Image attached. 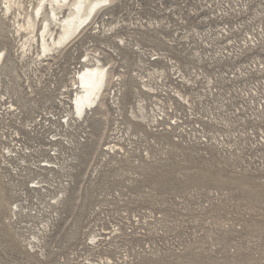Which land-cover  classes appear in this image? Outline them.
I'll list each match as a JSON object with an SVG mask.
<instances>
[{
    "label": "rangeland",
    "instance_id": "obj_1",
    "mask_svg": "<svg viewBox=\"0 0 264 264\" xmlns=\"http://www.w3.org/2000/svg\"><path fill=\"white\" fill-rule=\"evenodd\" d=\"M40 3L0 0V264H264V0H107L51 53Z\"/></svg>",
    "mask_w": 264,
    "mask_h": 264
},
{
    "label": "bare ground",
    "instance_id": "obj_2",
    "mask_svg": "<svg viewBox=\"0 0 264 264\" xmlns=\"http://www.w3.org/2000/svg\"><path fill=\"white\" fill-rule=\"evenodd\" d=\"M14 0H6L7 11H11L12 2ZM47 1V2H46ZM107 0H41L38 8L36 9L35 16L39 17L42 14V10L45 3H48L49 13L38 43H41L43 53H51L54 49L63 47L65 44L71 41L73 37L86 25L89 24L98 7ZM69 10L70 14L67 18L62 19L61 14L63 10ZM29 19V18H28ZM38 19V18H37ZM30 34L35 33V24L33 18L30 16ZM59 28L60 34L55 35V29ZM36 41V37L33 36L27 40ZM2 56L0 55V61ZM108 72L105 68L100 66H87L79 73L78 90L73 105L76 107L78 116H82L88 109H93L101 101L104 91L107 85Z\"/></svg>",
    "mask_w": 264,
    "mask_h": 264
}]
</instances>
